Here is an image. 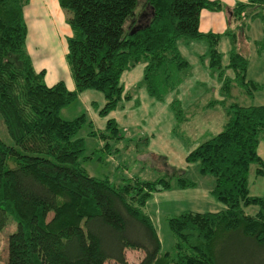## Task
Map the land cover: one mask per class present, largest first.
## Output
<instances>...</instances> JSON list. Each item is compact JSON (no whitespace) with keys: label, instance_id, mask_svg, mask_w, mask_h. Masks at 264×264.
I'll list each match as a JSON object with an SVG mask.
<instances>
[{"label":"trees","instance_id":"1","mask_svg":"<svg viewBox=\"0 0 264 264\" xmlns=\"http://www.w3.org/2000/svg\"><path fill=\"white\" fill-rule=\"evenodd\" d=\"M29 1L0 0V117L7 134L0 135V230L9 217L16 222L3 264H126L127 247L143 251L131 264H264V212L251 215L240 206L262 202L248 196L247 178L251 163L264 164L257 150L264 104L233 103L223 129L187 154L214 176L211 193L226 207L168 218L174 244L162 254L145 205L153 191L170 186V176L112 182L90 175L77 136L85 117L59 115L87 89L103 94V112L115 108L121 73L140 60L148 94L162 100L188 66L176 46L180 37L207 40L210 64L220 66L219 34L199 30V13L220 10L222 2L145 0L137 15L138 0H59L71 29L66 61L75 87L68 89L61 80L47 85L44 69L33 67L23 13ZM248 7L264 8V0H236L231 14L239 18ZM247 60L233 51L227 66L244 80ZM174 111L180 120V109ZM177 182L193 185L180 175Z\"/></svg>","mask_w":264,"mask_h":264},{"label":"rangeland","instance_id":"2","mask_svg":"<svg viewBox=\"0 0 264 264\" xmlns=\"http://www.w3.org/2000/svg\"><path fill=\"white\" fill-rule=\"evenodd\" d=\"M234 3L224 0L220 10L203 8L199 13L200 30L219 34L220 66L210 64L207 40L180 37L176 46L188 66L177 74L180 80L162 100L148 94L143 83L145 62L140 60L121 73L123 91L115 108L103 112V94L87 89L59 110L65 120L85 117L77 136L84 140L80 163L90 175L107 177L112 182L170 176V186L153 191L145 205L160 240V254L173 249L174 236L168 218L184 211L216 212L226 207L211 193L214 176L203 173L198 161H187V154L223 129L233 103L264 104V8L248 7L237 18L231 14ZM144 6L145 0H138L137 15ZM23 13L28 30L26 50L34 69H44L47 85L59 80L69 85L73 82L66 61V38L71 34L69 13L59 5V0H30ZM233 51L248 59L244 80L227 66ZM252 81L258 86H252ZM175 107L180 109V120ZM108 120L113 123L108 124ZM0 135L7 139L1 117ZM257 150L264 162V136ZM179 175L193 185L179 187ZM247 189L248 196L260 197L262 202L241 203V208L251 215L264 212V164H250ZM15 230L16 222L9 217L0 230V264L7 256L8 235ZM142 254L139 248L127 247L126 264L136 262Z\"/></svg>","mask_w":264,"mask_h":264},{"label":"crops","instance_id":"3","mask_svg":"<svg viewBox=\"0 0 264 264\" xmlns=\"http://www.w3.org/2000/svg\"><path fill=\"white\" fill-rule=\"evenodd\" d=\"M221 2H222V5H223V3H224V0H220ZM228 2H236V0H227ZM30 2V1H29ZM235 4V3H234ZM234 6V5H233ZM199 30H200V28H199ZM73 81V80H72ZM69 86V87H68ZM67 87L69 88V89H73L74 87H75V85H74V81L73 82H69V85H67Z\"/></svg>","mask_w":264,"mask_h":264},{"label":"water","instance_id":"4","mask_svg":"<svg viewBox=\"0 0 264 264\" xmlns=\"http://www.w3.org/2000/svg\"><path fill=\"white\" fill-rule=\"evenodd\" d=\"M134 30H132V32H133Z\"/></svg>","mask_w":264,"mask_h":264}]
</instances>
